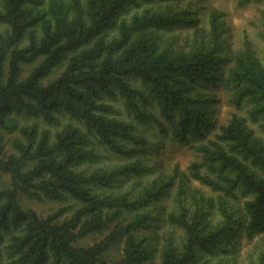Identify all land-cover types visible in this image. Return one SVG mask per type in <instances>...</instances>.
I'll use <instances>...</instances> for the list:
<instances>
[{
  "label": "trees",
  "instance_id": "trees-1",
  "mask_svg": "<svg viewBox=\"0 0 264 264\" xmlns=\"http://www.w3.org/2000/svg\"><path fill=\"white\" fill-rule=\"evenodd\" d=\"M159 1L0 0V183L11 180L0 188V264H199V253L224 249L241 229L251 240L264 231V123L261 132L252 124L264 117V59L249 40L231 50L218 10L208 39L189 50L159 43L156 29L198 24L189 9L148 7ZM213 87L246 113L219 123ZM139 120L164 134L170 126L197 154L168 214L183 242L166 237L159 262L140 232L153 225L147 207L175 182L160 173L144 183L153 145ZM108 152L127 160L107 163ZM131 175H141L139 189L108 191ZM193 180L217 197L192 189ZM21 195L81 205L44 216Z\"/></svg>",
  "mask_w": 264,
  "mask_h": 264
},
{
  "label": "rangeland",
  "instance_id": "rangeland-1",
  "mask_svg": "<svg viewBox=\"0 0 264 264\" xmlns=\"http://www.w3.org/2000/svg\"><path fill=\"white\" fill-rule=\"evenodd\" d=\"M147 6V5H146ZM145 6V7H146ZM157 10H164L170 8L173 12L181 9H189L194 13V17H197V27H188L186 25H177L170 28H160L155 30L158 42L163 45L173 44L177 49L189 50L191 45L195 42L200 43L204 39H208L210 33V15L214 10L223 12L222 27L224 29L223 36L226 39V44L232 47L231 50H236L243 46L246 40H249L253 47L258 51L259 55L264 59V0H252L249 2H243L242 0H160L152 5H148ZM135 8V7H133ZM131 8V13L137 10ZM141 8V7H140ZM130 14L127 13L126 16ZM112 36L114 31L109 32ZM110 35V36H111ZM32 69V66L25 67V74ZM61 69H58L52 75V78L57 76ZM135 85H139L141 80L136 78L133 80ZM211 91L217 94L218 103L216 110V117L219 123H225L231 117L232 113L239 111L246 113L247 107L242 110H237L235 106L229 100V92L224 88H211ZM140 121V120H139ZM138 132L146 134L150 137L153 150L150 154L144 157L147 165L150 166L149 171L143 175L144 183L152 178L158 176L160 173L166 176V179L172 180L175 184L169 190V192L158 200L151 203L148 210L152 214L153 225L141 231V235H146L150 238V242L154 245V256L157 262L160 261V255L162 247L165 243V238L168 236L175 237L178 244H182V238L185 232L180 227L172 224L168 218V214L174 210L175 207V194L178 187V182L183 174H189V165L192 161L196 160V152L189 146L180 143L171 133L172 128L167 125V133L164 134L163 128H160L156 122H139ZM264 123V117L259 122H253L258 132H261L260 126ZM212 135V134H211ZM109 158L105 161L107 163L124 162L127 159H121L115 155L111 156L108 152L106 154ZM141 175H131L123 177L114 187L109 189L129 191L133 187L140 188L137 181H141ZM10 177L4 175L1 183V187L10 186ZM192 189H198L201 193L208 198L209 196L217 197V193L213 192L209 187L201 184L197 180H193L191 183ZM190 193L187 198V203L196 209V200ZM21 202L24 207L33 208L37 213L47 216L60 208L74 204L75 208L81 204L75 199H70L65 202L56 200H37L30 199L25 195H21ZM229 204L233 205V208L239 210L242 207L241 203H236L229 200ZM209 209V208H208ZM74 209H70L69 213H72ZM240 211V210H239ZM213 220L216 223L220 215L217 209L209 210ZM103 236V233L91 234L80 242L88 245L92 244ZM224 249H218L215 253H199V264H258L259 256L264 252V231L255 236L254 239H249L244 230L235 233L230 236L225 244ZM110 259L114 261L120 257V250L117 247H113L110 250Z\"/></svg>",
  "mask_w": 264,
  "mask_h": 264
}]
</instances>
